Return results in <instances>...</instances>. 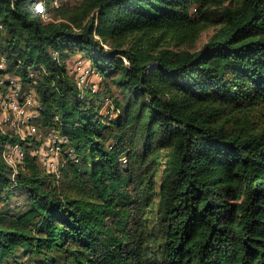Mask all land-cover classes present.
<instances>
[{"label": "trees", "instance_id": "16d2710c", "mask_svg": "<svg viewBox=\"0 0 264 264\" xmlns=\"http://www.w3.org/2000/svg\"><path fill=\"white\" fill-rule=\"evenodd\" d=\"M36 2L0 0L1 72L35 90L61 167L0 128V264H264V0H75L48 21Z\"/></svg>", "mask_w": 264, "mask_h": 264}, {"label": "built area", "instance_id": "2783aa9c", "mask_svg": "<svg viewBox=\"0 0 264 264\" xmlns=\"http://www.w3.org/2000/svg\"><path fill=\"white\" fill-rule=\"evenodd\" d=\"M69 1L75 0H37L36 6L43 8V12L39 13L45 21H48L53 19L52 13L50 12L51 9L59 8L63 3ZM0 27H2L1 24ZM55 55L57 56L58 54L56 53ZM74 65V72H76L75 75L80 84L83 78L95 73L91 63L84 62L81 58L77 59ZM2 68L3 61L0 62V128L2 130H21L23 133L21 137L23 138L27 134H36L38 132L36 118L39 115V110L36 108V101L35 103H33V101L37 99L34 95H28L24 92V86L20 83L17 76L3 74L1 72ZM33 74L35 73L32 72V75ZM7 75L9 77H6ZM10 89H12L11 93ZM57 140L58 135H56L54 142L49 145L53 146L52 151L56 150L58 153L59 147L56 145ZM7 144L9 143L4 145V156L12 166L16 167L17 162L23 159L24 152L19 144L14 145L10 143L11 145H8L9 148ZM17 149L20 150V152H17ZM10 150L13 151L11 152ZM52 151L50 152L51 154H53Z\"/></svg>", "mask_w": 264, "mask_h": 264}, {"label": "rangeland", "instance_id": "374dc122", "mask_svg": "<svg viewBox=\"0 0 264 264\" xmlns=\"http://www.w3.org/2000/svg\"><path fill=\"white\" fill-rule=\"evenodd\" d=\"M54 15L56 16V14H54ZM218 27H219V25L209 26L205 31L202 32V34L200 35L199 39L194 44H179V43H176L175 41H170L171 48H173V49H182V48H184V49H198L209 39V37L213 34V32ZM82 56H83V53H78V54H76L74 56H71L70 58H67L65 60L70 72H72V73L74 72V68H75L74 64H75L77 59L81 58V60L86 62V60ZM75 73L76 72H74V74ZM6 74L11 75V76L12 75H16L15 73H12V74L6 73ZM8 75L6 77H9ZM16 76L19 79L20 83L22 84V81L20 80V76H18V75H16ZM99 80H100V76L95 72V73H93V75H90L88 77L83 78L81 80V82H82L81 85L83 87L88 88V89H92V92H95V91H97L99 89L98 88V83H96ZM23 88H24L23 89L24 92H26L28 95H32V96L34 95L35 98L37 97V95L35 93V90L33 88H30V86L26 87L24 85ZM12 89H10V93H11ZM32 98H34V97H32ZM35 101H36V108H38L39 103H37V100H35V99H34L33 103H35ZM108 102H109V100H107L105 105H104V112L108 111L107 105H109V103H110V102L109 103ZM10 132H11L12 136H16L17 135L20 139H26L29 136H31L33 138H36L37 140H41L42 141L41 145L35 146L34 149H32L34 151V154L37 152V154L39 155V158H40V161H41L40 164L43 167H45L46 169H48L49 171L58 170L61 167L60 148L58 149V153H57L56 150L52 151V147L53 146L49 145V144L54 142V140L56 138V135H58L56 133V131L53 130V131H51L49 133V132L43 131L40 128V129H38V132L36 134H27L24 138L21 137V135H23L21 130L20 131L11 130ZM60 140H63V138H60ZM11 144L10 143L7 144V147L9 148L8 145H11ZM10 151L12 152L13 150H10ZM16 151L20 152V150H18V149ZM51 151H52L53 154L50 153ZM3 155H5L4 148H3Z\"/></svg>", "mask_w": 264, "mask_h": 264}, {"label": "clouds", "instance_id": "9594fccd", "mask_svg": "<svg viewBox=\"0 0 264 264\" xmlns=\"http://www.w3.org/2000/svg\"><path fill=\"white\" fill-rule=\"evenodd\" d=\"M29 11H33V9L30 7L29 8ZM35 12H43V8L40 7V6H36L35 9H34Z\"/></svg>", "mask_w": 264, "mask_h": 264}]
</instances>
